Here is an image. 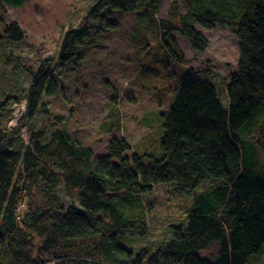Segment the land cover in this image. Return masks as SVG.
<instances>
[{"label":"trees","instance_id":"1","mask_svg":"<svg viewBox=\"0 0 264 264\" xmlns=\"http://www.w3.org/2000/svg\"><path fill=\"white\" fill-rule=\"evenodd\" d=\"M29 1L0 4L18 9ZM140 1L99 0L87 19L110 10L134 13ZM185 3L195 11L179 26L160 22L168 51L183 60L175 32L204 53L208 42L195 26L218 24L237 38V69L229 75L211 67L185 71L159 157L142 148L129 158L131 145L113 140L94 160L92 148L63 130L30 128L23 153L5 151L0 140V264H264V0ZM87 19L65 33L61 64L87 37ZM5 34L12 43L24 41L17 25ZM32 79L26 118L33 124L43 98L55 94L51 70L43 66ZM158 186L192 202L185 220L169 226L170 240L156 247L148 237ZM128 235L146 244L132 248Z\"/></svg>","mask_w":264,"mask_h":264},{"label":"rangeland","instance_id":"2","mask_svg":"<svg viewBox=\"0 0 264 264\" xmlns=\"http://www.w3.org/2000/svg\"><path fill=\"white\" fill-rule=\"evenodd\" d=\"M98 1L30 0L18 9L0 4V102L13 96L0 103V140L5 151L23 153L30 145L28 130L33 128L49 134L65 131L78 144L92 148L94 160L108 153L113 140L131 145L125 154L129 158L142 148L159 157L164 124L185 71L211 67L229 75L237 69V38L230 28L218 24L214 30L195 26L208 42L204 53L175 32L172 37L183 60L168 51L160 22L179 26L189 11H195L185 0H159L156 5L141 0L134 13L110 10L89 21V11ZM86 19L87 37L76 48V56L61 64L65 33ZM13 25L20 28L23 42L7 39L5 27ZM43 66L52 72L55 95L43 98L32 124L26 118V96ZM60 194L69 203L62 190ZM150 202L148 240L159 247L170 238L169 226L185 220L192 197L158 186ZM35 242L40 245V240ZM126 242L132 248L146 244L137 235H128ZM121 245L126 246L124 241Z\"/></svg>","mask_w":264,"mask_h":264}]
</instances>
